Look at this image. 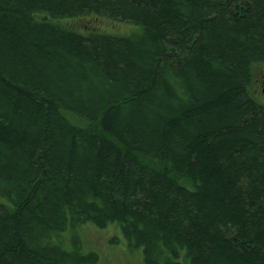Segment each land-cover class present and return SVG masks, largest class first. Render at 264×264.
<instances>
[{
    "label": "trees",
    "instance_id": "trees-1",
    "mask_svg": "<svg viewBox=\"0 0 264 264\" xmlns=\"http://www.w3.org/2000/svg\"><path fill=\"white\" fill-rule=\"evenodd\" d=\"M262 69L264 0H0V264H264Z\"/></svg>",
    "mask_w": 264,
    "mask_h": 264
},
{
    "label": "rangeland",
    "instance_id": "rangeland-1",
    "mask_svg": "<svg viewBox=\"0 0 264 264\" xmlns=\"http://www.w3.org/2000/svg\"><path fill=\"white\" fill-rule=\"evenodd\" d=\"M69 26L80 28L83 31L93 29L105 35L128 36L134 32L135 27L129 24L110 21L107 19L88 20L80 18L65 22ZM264 69L258 71L253 79L252 88L255 99L264 104ZM257 101V102H258ZM258 102V103H259ZM3 201L0 199V204ZM68 235V234H66ZM76 235L81 241L80 253L87 255L93 252L98 257V264H144L142 251L132 250L128 247L121 230L114 225L99 229L92 224H86L77 229ZM72 236V235H71ZM68 236V244H70Z\"/></svg>",
    "mask_w": 264,
    "mask_h": 264
},
{
    "label": "bare ground",
    "instance_id": "bare-ground-1",
    "mask_svg": "<svg viewBox=\"0 0 264 264\" xmlns=\"http://www.w3.org/2000/svg\"><path fill=\"white\" fill-rule=\"evenodd\" d=\"M44 19V18H43Z\"/></svg>",
    "mask_w": 264,
    "mask_h": 264
}]
</instances>
